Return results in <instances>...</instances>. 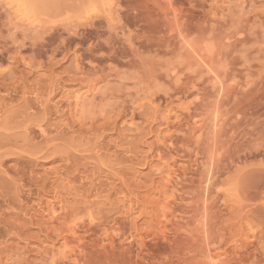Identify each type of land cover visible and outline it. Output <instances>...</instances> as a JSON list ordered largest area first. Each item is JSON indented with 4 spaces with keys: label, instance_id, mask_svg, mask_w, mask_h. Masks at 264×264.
<instances>
[{
    "label": "rangeland",
    "instance_id": "1",
    "mask_svg": "<svg viewBox=\"0 0 264 264\" xmlns=\"http://www.w3.org/2000/svg\"><path fill=\"white\" fill-rule=\"evenodd\" d=\"M7 1L0 264H264V0Z\"/></svg>",
    "mask_w": 264,
    "mask_h": 264
},
{
    "label": "bare ground",
    "instance_id": "2",
    "mask_svg": "<svg viewBox=\"0 0 264 264\" xmlns=\"http://www.w3.org/2000/svg\"><path fill=\"white\" fill-rule=\"evenodd\" d=\"M0 1H1V2L4 1V2L7 3V4H10V3L14 2V1H11V2H10V1H7V0H0ZM16 1H17V0H16ZM23 1H24V0H23ZM29 1L32 3V0H29ZM17 2H18V1H17ZM20 3H21V2H20ZM25 3H26V2H24V3L22 2L21 5L24 6ZM17 4H19V2H18ZM19 5H20V4H19ZM21 5H20V7H21ZM30 5H32V4H30ZM32 6H33V5H32ZM26 14H27V13H26ZM28 17H29V15H28ZM32 17H34V16H32ZM32 17L30 16V18H28V19H27V17H26V20H28L29 23H30V22H32V21L35 20V19L32 18ZM35 21H36V20H35ZM35 21H34V22H35ZM30 24H32V23H30ZM32 25H33V24H32ZM193 50H194V48H193ZM193 50H192V51H193ZM192 51H191V52H192ZM195 51L197 52V51H199V50H198V49L194 50V53H195ZM194 53H193V54H194ZM204 53H205V51H204ZM193 54H192V55H193ZM200 54H201V53H200ZM203 55H204V54H201L202 58L200 57V60H196V62L201 61V60L205 57V56H203ZM194 58H195V57H194ZM198 59H199V58H198ZM204 60L206 61L207 59H204ZM202 61H203V60H202ZM202 61H201V63H202ZM199 63H200V62H198V64H199ZM196 64H197V63H196ZM198 64H197V65H198ZM204 64H206V63L204 62L203 65H200V64H199V65H200L201 67H203V66H205ZM209 64H210V63H209ZM210 66H211V64H210ZM206 67H208V64H207ZM209 68H210V67H209ZM202 69H204V68H202ZM206 69H207V68H205V70H206ZM209 70H210V69H209ZM211 70H212V68H211ZM211 70H210V71H211ZM207 71H208V69L206 70V72H207ZM210 71H209V73H211ZM213 71H214V70H212V73H214L215 78H217L218 76L215 75L216 73L213 72ZM216 76H217V77H216ZM217 79H218V78H217ZM217 79H216V80H217ZM216 80H215V81H216ZM215 81H214V82H215ZM217 82H218V81H217ZM216 84H217V83H216ZM218 85H219V84H218ZM215 86H216V85H215ZM221 86H222V85H221ZM218 88H219V87H218ZM221 91H222V90H221ZM220 93H221V92H220ZM78 97H79V96H77L76 98H78ZM213 109H214V108H213ZM216 111H217V110H216ZM212 112H213V111H212ZM210 114H211V113H210ZM214 114H216V113H214ZM214 116H215V115H214ZM216 116H217V114H216ZM212 117H213V116H212ZM217 117H218V116H217ZM217 117H214V118H217ZM216 120H217V119H215V120L213 119L214 122H215ZM217 121H218V120H217ZM213 125L215 126V124H213ZM41 131H44V130L42 129ZM205 207H206V206H205ZM213 263H214V262H212V264H213Z\"/></svg>",
    "mask_w": 264,
    "mask_h": 264
}]
</instances>
